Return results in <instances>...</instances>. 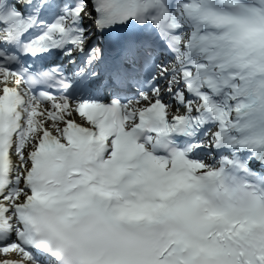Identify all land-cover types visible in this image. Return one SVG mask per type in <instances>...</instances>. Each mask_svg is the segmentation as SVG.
<instances>
[{"label":"snow or ice","instance_id":"obj_1","mask_svg":"<svg viewBox=\"0 0 264 264\" xmlns=\"http://www.w3.org/2000/svg\"><path fill=\"white\" fill-rule=\"evenodd\" d=\"M0 264H264V0H0Z\"/></svg>","mask_w":264,"mask_h":264}]
</instances>
